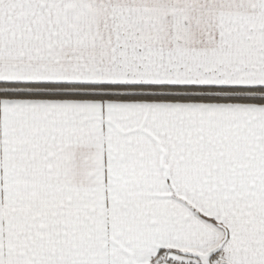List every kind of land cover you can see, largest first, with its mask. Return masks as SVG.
<instances>
[{
  "label": "snow or ice",
  "instance_id": "1",
  "mask_svg": "<svg viewBox=\"0 0 264 264\" xmlns=\"http://www.w3.org/2000/svg\"><path fill=\"white\" fill-rule=\"evenodd\" d=\"M0 264H264V0H0Z\"/></svg>",
  "mask_w": 264,
  "mask_h": 264
}]
</instances>
